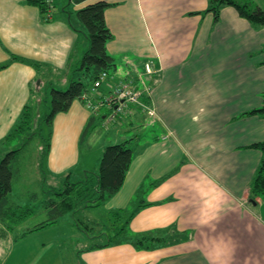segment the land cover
Wrapping results in <instances>:
<instances>
[{"label":"crops","instance_id":"obj_1","mask_svg":"<svg viewBox=\"0 0 264 264\" xmlns=\"http://www.w3.org/2000/svg\"><path fill=\"white\" fill-rule=\"evenodd\" d=\"M33 1L0 0V65L23 60L0 70V144L32 100L40 75L30 63L42 65L43 76L79 65L88 40L74 12L86 4L109 5L106 51L116 64L94 100L126 81L143 94L109 128V107L92 112L79 100L53 119L43 161L53 185L95 173L106 146L132 140L124 183L100 206L113 236L106 247L82 252L83 264H264V197H248L262 159L254 145L264 142V119L247 115L262 106L264 26L254 29L232 7L215 22L207 0H51L44 15ZM64 79L52 86L63 89ZM40 211L48 214L44 201ZM1 229L0 264H41L38 256L28 261L46 244L39 233L54 242L62 237L57 226L18 239ZM142 238L153 241L136 242Z\"/></svg>","mask_w":264,"mask_h":264},{"label":"trees","instance_id":"obj_2","mask_svg":"<svg viewBox=\"0 0 264 264\" xmlns=\"http://www.w3.org/2000/svg\"><path fill=\"white\" fill-rule=\"evenodd\" d=\"M68 1L74 5H81L88 0ZM207 1L208 9L206 12L213 14L215 22L218 21L222 8L232 7L236 10L239 17L245 19L254 29H260L264 26V11L257 7L252 8L245 0ZM33 3L39 7L43 15L48 12V5L45 3V0H35ZM108 7L109 5L107 3L99 1L86 4L74 12L76 22L86 33L88 47L84 51L79 65L70 71V73H61L58 71L54 73L50 70L46 76H43L41 73L43 66L37 63H30L40 75L39 78L34 80L33 86H31L32 100L25 105L15 128L5 137L0 145H9L19 136H27L26 144L30 139L41 136V127L43 125L48 130L46 139L44 138L46 143L43 157L45 158L50 148L51 129L54 117L57 114L66 113L74 101L79 100L84 104L81 99L82 95L89 91L101 73H107L109 77L114 73L116 64L114 59L106 51V45L112 39V34L104 20V12ZM14 62L23 63V60L11 57L7 64L0 65V70ZM65 77H67V84L64 90L52 86V82L53 84L57 83L60 85V81L66 80L64 79ZM46 85L49 90L44 94L42 89ZM48 96L49 112L41 116L38 113L42 109V106L47 105ZM247 115H259L264 119V93L262 94L261 108L253 110L247 113ZM90 126L91 122L84 128L82 139L90 130ZM131 141V139H128L118 144L106 146L101 152L97 171L87 174V176L91 175L93 177V185L91 180L87 181V179L82 183L73 184L71 189L78 187L79 190L76 191V198L72 200L65 198V195L69 193L66 189L63 192L56 193V197H63L60 198L59 202L52 198L46 200L44 203L49 209L47 214L50 216L49 219L36 225L32 230L23 233L21 237L56 227L58 224L56 221L57 218L64 216L67 212L73 211L78 204H83L85 208H97L118 193L131 165L133 153L130 148ZM254 148L261 152L262 159L249 188L248 197L252 203H255L257 198L264 197V142L254 145ZM20 151V148L9 151L0 160V224L9 230L34 214V209L31 207L13 208L8 198L12 192V180L14 177L11 163ZM88 184L91 185L89 190L85 189ZM121 232L122 230H119L118 234ZM0 236H3L2 229L0 230ZM148 241L153 240L142 238L136 242L143 244ZM103 247H106V244L92 246L88 250Z\"/></svg>","mask_w":264,"mask_h":264},{"label":"rangeland","instance_id":"obj_3","mask_svg":"<svg viewBox=\"0 0 264 264\" xmlns=\"http://www.w3.org/2000/svg\"><path fill=\"white\" fill-rule=\"evenodd\" d=\"M57 1L60 0H56V2ZM245 1L249 3L252 8L257 7L264 11V0ZM57 3L58 5L60 4V2ZM83 33L84 37L87 39L85 31H83ZM84 37L82 36V38ZM151 73L152 71H150L149 74ZM64 89L65 87L63 90ZM48 107L49 96L47 105L42 106L38 114L43 116L48 113ZM41 119L39 120L40 126L42 125ZM107 127L109 128L111 126L107 125ZM41 130V136L30 139L26 144L25 141L27 136H19L9 145H0V160L7 152L19 148L21 149V151L17 153L15 160L11 163L14 177L12 180V192L8 196L10 205L34 207V214L32 216L11 229L12 236L16 234L18 236L17 239L20 238L23 233L32 230L36 225L49 219V215L40 214V207L43 201L45 202L52 198L59 202L60 198L63 197H56V193L63 192L65 189L69 192L68 195H65V198L70 200L75 199L77 195L76 191L79 190V188L76 187L71 189L73 184L82 183L84 180L86 181V179L87 181L91 180L92 185L94 183L91 175H86L83 179L73 175L68 181H63L60 177L56 178V180L58 179L56 184L53 185L50 183L45 175L46 173H43V151L48 130L43 125ZM138 133L140 134V132ZM145 135H150V132L145 133ZM119 141H121V139ZM89 144L91 143L87 145ZM90 186L91 185L88 184L85 189L89 190ZM56 221L58 223L57 228L60 230L59 235H62L61 239L54 242V236L46 235V237H44L45 234L48 233H39V237H42V240H45L46 244L43 245L42 250L39 249L41 251L36 250V252L39 251L45 254V256H40L38 252L35 257H29L30 260L28 261L33 262L38 256L41 264H83L80 260L82 252L86 251L92 245L107 243L108 238L113 236L112 232L109 231V228L112 226L107 223V219L103 215L102 207L99 209L85 208L83 204H78L73 211L65 213L64 216L57 218ZM4 247L5 246L0 248V255ZM57 257L60 258V260Z\"/></svg>","mask_w":264,"mask_h":264},{"label":"built area","instance_id":"obj_4","mask_svg":"<svg viewBox=\"0 0 264 264\" xmlns=\"http://www.w3.org/2000/svg\"><path fill=\"white\" fill-rule=\"evenodd\" d=\"M45 3L48 5V12L51 9V0H45ZM147 74L150 73V68L145 67ZM109 78L107 73H101L98 80L95 81L94 85L89 89L88 92L84 93L81 97L85 107L91 110L92 112H97L101 107H109L110 114L105 117V124L112 123L115 119L116 114L123 110L124 105L127 104H139L140 98L142 97V90L140 87H135L133 81L120 82L116 84L111 90L110 93L104 96L102 99H95L94 96L101 84ZM139 82L141 86H144L142 78L139 76ZM147 115L152 118L154 113L150 108H146Z\"/></svg>","mask_w":264,"mask_h":264}]
</instances>
